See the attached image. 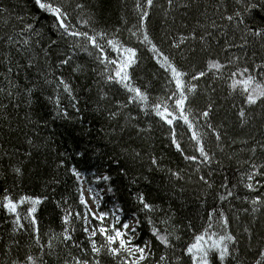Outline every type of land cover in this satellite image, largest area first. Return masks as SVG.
<instances>
[{
	"label": "snow or ice",
	"instance_id": "snow-or-ice-1",
	"mask_svg": "<svg viewBox=\"0 0 264 264\" xmlns=\"http://www.w3.org/2000/svg\"><path fill=\"white\" fill-rule=\"evenodd\" d=\"M34 5L52 15L57 39L49 37L45 41L43 33L37 31L33 23L26 22L24 15L16 14L14 19L18 24H13L9 8L0 3V14H7L0 15V24L3 25V29H0V67L4 69L0 72V80L5 84L0 87V110L5 118L10 106L20 108L22 95L30 106L34 90L53 84L57 93L62 89L72 101H76L72 106L79 112L73 87L64 75L54 81L49 76L54 66L59 69L69 66L86 79L95 73L97 79L83 87L88 92L92 91V86L96 88V111L105 121L100 132L109 142H148L153 138L154 123L166 127L168 146L174 147L183 160L197 162L195 172L198 181L207 189L215 187L214 173H221L220 187L226 190V195L219 196L221 202L235 196L250 202L253 214L264 210V0H166L167 6L161 5L163 14L157 29L161 33L160 43L149 29L151 10L156 6V0H134L137 23L128 29L130 37L151 53V59L165 76L163 90L155 97L152 95L156 91L153 80L159 77L154 74L153 79H145L143 84L134 80L135 68L139 66V49L119 38L117 34L120 28L113 31L104 28H92L91 31L77 29L69 18L76 10L83 11L85 5L80 2L73 4V0H34ZM80 23L91 27L89 19H80ZM65 38L72 42L70 48L63 52L54 51L59 48L60 40ZM165 42L168 51L162 47ZM77 50L86 53L91 58V65L95 66L75 64L73 67ZM21 59L25 63L21 64ZM22 69L25 73L34 70L36 76L35 80L28 81L30 86L24 87L23 94L19 84ZM24 79L28 80L27 74ZM201 80L206 81L203 88ZM219 85L224 87L226 96L233 100L234 123L227 117L214 120L216 102L212 94L217 92ZM237 98L239 104L235 103ZM48 99L52 100L53 97L49 96ZM201 99H204V103L198 106ZM53 102L57 107V116L67 118L68 110L61 107L59 94ZM133 108L137 110V115H133ZM178 127H183L184 131L178 132ZM185 134L195 154H189L182 145ZM125 136L127 141L124 140ZM27 142L35 147L32 139ZM209 143L212 147H209ZM152 147L154 145L149 144V149ZM123 151L134 161L143 160L145 155L137 149L129 152L128 148H124ZM245 153L247 159H241V154ZM27 155L31 157L32 153L28 152ZM146 155L150 161L149 171L166 172L172 181L185 178L183 169H173L162 163L163 155L158 156L151 150ZM258 158L259 163L256 162ZM225 160L247 165L238 183L249 193L259 194L235 195L236 185L229 187V178L223 171ZM214 162L216 168L212 167ZM63 164L61 160L60 165ZM203 167L208 168L206 174L202 171ZM12 172L15 176H22L23 168L12 165ZM70 172L75 178V192L83 211L68 205L66 198L57 201L58 207L64 206L62 231L50 232L46 242L41 236L35 214L37 206L48 197L22 195L17 200L8 189H4L0 209L13 217L12 233L27 232L31 243L22 245L20 239H13L3 251V264H185V257L190 264H213V255L218 257L221 264L229 258L235 264H244L241 241L230 229L229 215L223 207H211L206 226L199 232L194 231L191 241L177 255L183 233L182 226L173 222L174 212L172 215L165 213L164 218L154 220L153 214L162 209L147 202L142 193L137 195L136 203L126 218L125 209L119 205L118 212L101 210L103 197L92 184L85 189L86 174L75 166L71 167ZM121 172L126 175L127 169L121 168ZM101 178L111 179L109 176L96 177L97 180ZM143 178L148 180L147 176ZM53 182L59 183L56 180ZM107 191L111 192L112 188L109 186ZM90 200L92 203H89ZM26 201L30 202L31 207L23 220L28 221L30 232L22 222L19 211ZM241 211L248 213L249 208ZM141 213L145 214L151 226L147 238L140 228ZM77 222L84 234L83 240L77 236ZM249 223L251 226H244L243 233L251 248L256 229H264V222L253 215ZM187 227H192L190 221ZM214 227H219L220 231L213 230ZM257 243L264 245V230ZM33 246L39 249V255L33 254ZM259 257L255 264H264V247Z\"/></svg>",
	"mask_w": 264,
	"mask_h": 264
},
{
	"label": "trees",
	"instance_id": "trees-1",
	"mask_svg": "<svg viewBox=\"0 0 264 264\" xmlns=\"http://www.w3.org/2000/svg\"><path fill=\"white\" fill-rule=\"evenodd\" d=\"M76 2L83 3L85 8L83 11L76 10V12H73L69 18L70 23L83 31H91L92 28H104L113 31L115 28H120L121 31L117 34L119 38L129 46L139 49V66L135 68L134 80L139 84H143L145 79H153L155 74L159 79L153 80L156 91L152 95L155 97L161 94L165 83L163 70H160L155 61L151 59V53L134 38L130 37L128 31L137 23V16L133 7L134 0H73V4ZM0 3L9 8L13 16V24H18L14 19L16 14L24 15L26 22L33 23L35 29L43 33L45 41L49 37L57 39V32L53 27L54 18L51 14L38 9L34 5V0H0ZM161 5L166 7V0H156V6L151 10L149 23V29L153 36L157 38V43H160L159 36L161 34L157 30L163 14ZM175 14L178 15V13ZM80 19H89L91 27L80 23ZM125 19L127 23H125ZM0 29H3L2 24H0ZM25 35L31 34L25 33ZM33 39H35L34 36ZM71 43V41H67V38L60 40L59 48L54 49V51H66L70 48ZM162 47L165 51L169 50L166 42ZM110 54L114 55L111 52ZM73 59V67L75 64L91 65V58L79 50H77V54ZM20 62L23 64L25 60L21 59ZM53 64L55 65V61H53ZM200 67H203L202 63ZM3 71V67H0V72ZM26 74L28 80L24 79ZM60 75H64L65 79L72 85L78 100L79 112L72 106L76 101H72L71 97L62 89L57 93L54 84L42 85L41 89L34 90L33 96L30 98V106L26 102V97L22 95L19 100L20 108L13 109L10 106L7 118L0 110V145H2V148H0V199L4 195V189H8V192L17 200L22 195L48 197L37 206L35 214L39 221L44 242L48 240L50 232L59 233L62 231L64 206L58 207L57 201L66 198L68 205L76 210L83 211V205L78 203V194L75 192V178L70 172L71 167L75 166L80 172L86 174L87 179L85 182H88L92 177L96 178V176H109L111 178L110 180H101L105 187L101 210H110L106 207V204H109L111 208L114 207L118 212L117 205H119L125 209L126 218L136 203L137 195L142 193L147 202L162 209V211L153 214L154 220L164 218L165 213L172 215L174 212L173 222L182 226L181 231L183 233V239L177 246V255L180 254V249L191 241L194 231L199 232L206 226V217L211 207H223L229 215L230 229L241 241V259L244 264H255V261L260 258L261 248L264 247V245L257 243L259 235L264 229L260 227L256 229V235L251 241L252 246L249 248L246 234L243 233V227L251 226L249 222L252 221L253 215L264 222V210L253 214L250 202L237 199L235 196L228 197L226 201L221 202L219 196L221 194L226 195V190L220 187L221 173L219 171L214 173L215 187L207 189L198 181V174L195 172L197 162L189 163L183 160L174 147L168 146L166 127L162 128L159 124L154 123L153 138L148 142H141L140 140L120 144L109 142L100 132V129L105 126V121L96 111V88L92 86V91L88 92L83 87L84 84L97 79L95 73H91L86 79L83 74L73 72L69 66H65L63 69L54 66L49 79L54 81ZM35 79L34 70H28L27 73L23 69L20 71L19 84L21 85L20 91L22 94L24 87L30 86L28 81ZM205 83V80L200 81L201 88ZM3 86L5 84L0 80V87ZM57 94L60 95L61 107L68 110L67 118L57 116V107L53 102ZM49 96L53 99L49 100ZM212 98L216 102L214 120L219 121L227 117L230 122L234 123V109L231 108L233 100L231 97L226 96L222 85L217 87V92L212 94ZM203 103L204 99H201L198 106H202ZM235 103H240L238 98ZM132 112L133 115H137L135 108ZM141 119L144 120L142 116ZM177 131L183 132L184 128L178 127ZM28 139L33 140L35 147L27 142ZM127 139V136H125L124 140L127 141ZM149 144L154 145V147L149 149ZM182 145L189 154H195L188 143L187 134L182 137ZM209 147H212L211 143H209ZM124 148H128L129 152L132 149L141 150L145 153L143 160H132L130 156L125 154ZM149 150L158 156L163 155L164 160L162 163L165 166L173 169H183L186 173L185 178L172 181L166 172L149 171L150 161L146 155ZM28 152L32 153L31 157L27 155ZM79 153H84V155H79ZM240 158L247 159V154H241ZM61 160L64 161L63 165H60ZM256 162H260L259 158ZM12 165L21 166L23 175L15 176L12 172ZM224 165L223 171L229 178V187L236 185L234 188L235 195L243 197L259 194L249 193L242 184L238 183L241 179V173L246 171L247 165H238L235 160L231 162L225 160ZM212 167H217L215 162ZM121 168L127 169L126 175L121 172ZM202 171L206 174L208 168L203 167ZM145 176L148 177V180L143 178ZM53 180L59 181V183H54ZM109 186L112 188L111 192L107 191ZM29 207H31V204L26 201L19 207V211L21 212L22 222L30 232L31 228L28 221L23 220ZM243 208H249V212L244 213L241 211ZM12 220V216L7 214L5 210L0 209V264H3L5 259L3 256L5 247L10 245L13 239H20L22 245L31 243L27 232L12 233ZM141 220L140 228L144 237L147 238L150 236L151 226L147 223L144 213H141ZM189 221L192 225L191 228L187 227ZM158 226L162 227V225ZM75 227L77 228L78 238L83 240L84 234L80 231L79 222L75 224ZM213 230L220 231L219 227H214ZM13 247L15 246L13 245ZM32 252L39 255V249L35 246H33ZM212 260L213 264H221L215 255H213ZM185 264H190L187 257H185ZM223 264H235V262L229 258Z\"/></svg>",
	"mask_w": 264,
	"mask_h": 264
},
{
	"label": "rangeland",
	"instance_id": "rangeland-1",
	"mask_svg": "<svg viewBox=\"0 0 264 264\" xmlns=\"http://www.w3.org/2000/svg\"><path fill=\"white\" fill-rule=\"evenodd\" d=\"M101 180H102V178L97 180L95 177H92V178L89 179V181H88V183H86V185L88 187L89 184H92V186L95 187L100 192V195L102 196V194H103V192H102L103 191V184H102ZM106 207L111 209V206L109 204H106ZM111 210H113V209H111Z\"/></svg>",
	"mask_w": 264,
	"mask_h": 264
},
{
	"label": "bare ground",
	"instance_id": "bare-ground-1",
	"mask_svg": "<svg viewBox=\"0 0 264 264\" xmlns=\"http://www.w3.org/2000/svg\"><path fill=\"white\" fill-rule=\"evenodd\" d=\"M86 183H88V182H85V183H84V187H85V189H87V185H86ZM102 192H103V194H104L105 191H102ZM103 194H102V196H103ZM91 202H92V201L90 200L89 203H91ZM111 209L115 210L114 207H112Z\"/></svg>",
	"mask_w": 264,
	"mask_h": 264
}]
</instances>
